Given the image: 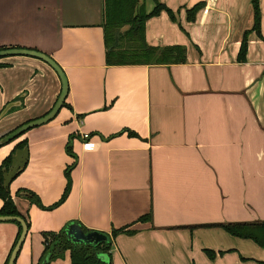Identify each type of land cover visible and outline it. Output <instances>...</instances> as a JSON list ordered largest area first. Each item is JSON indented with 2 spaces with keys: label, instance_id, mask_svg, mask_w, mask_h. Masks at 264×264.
<instances>
[{
  "label": "crops",
  "instance_id": "crops-1",
  "mask_svg": "<svg viewBox=\"0 0 264 264\" xmlns=\"http://www.w3.org/2000/svg\"><path fill=\"white\" fill-rule=\"evenodd\" d=\"M158 2L174 20L163 10L148 18L145 43L185 47L184 63L106 65L103 0H0V47L45 53L67 84L66 106L52 120L0 145V163L18 142L27 153L8 184L28 224L15 264H38L41 234L70 222L106 234L132 230L111 238L110 264L264 262V248L213 226L264 221V0L261 37L248 34L243 62L236 55L251 29L250 0ZM198 2L187 21L185 9ZM60 87L44 62L1 58L0 111L20 106L0 117V139L47 113ZM72 163L70 189L50 208ZM147 213L148 222L138 220ZM16 232L14 222L0 221V264ZM63 254L48 264H69Z\"/></svg>",
  "mask_w": 264,
  "mask_h": 264
},
{
  "label": "trees",
  "instance_id": "trees-1",
  "mask_svg": "<svg viewBox=\"0 0 264 264\" xmlns=\"http://www.w3.org/2000/svg\"><path fill=\"white\" fill-rule=\"evenodd\" d=\"M204 5L203 2L195 3L191 8L185 9L186 20L193 21L196 11ZM251 11L253 20L251 29L246 30L240 40V47L236 55L237 62H243L247 51V36L249 33L254 32L257 37L260 34V10L258 9V0H250ZM163 10L167 13L171 20H174V13H172L163 3L158 0H153V7L146 11L145 0H103L102 4V30L104 32V49L106 65H178V63L185 62V47L177 46H163L160 48L150 47L144 40V23L153 16H157L159 11ZM3 49V47H0ZM263 101H264V87H263ZM62 106H66L65 101ZM129 134L133 135L131 132ZM25 146V141L18 142L14 149H20ZM12 150V151H13ZM11 151V152H12ZM66 151L71 154L68 148ZM10 152V153H11ZM12 154V153H11ZM11 154L4 158L0 163V216H17L23 221L24 218L18 213L15 204L10 198L9 190L2 186L3 170L7 169L10 165ZM72 156V154H71ZM74 163L65 167V188L59 200L50 208L56 207L61 204L70 189L69 173ZM27 200L42 206L38 203L36 196L31 192H25ZM46 208V207H45ZM48 208V207H47ZM44 209V208H43ZM149 213L139 217V221H149ZM17 226V232L12 246L7 253L2 264H7L9 253L12 250L17 237L20 233V225L16 221H12ZM26 223V221H25ZM74 223V222H70ZM67 223L57 232H46L41 234L42 240V255L38 264H48L52 260L61 259L64 252L69 254V264H110L109 249L111 246V238L117 233L129 234L131 231L125 228H118L111 230L109 234L98 232L105 236L104 240L94 243H80L74 244L68 237H66L64 229ZM79 229L85 233L94 232L84 228L81 224L75 223ZM28 228V224L26 223ZM213 226L221 227L230 236H235L244 239H251L260 247L264 248V221L262 222H233V223H219ZM96 232V233H97ZM210 258L214 257V253L206 251ZM101 255V257H99ZM15 264V262L13 263ZM261 264H264L262 262Z\"/></svg>",
  "mask_w": 264,
  "mask_h": 264
},
{
  "label": "water",
  "instance_id": "water-1",
  "mask_svg": "<svg viewBox=\"0 0 264 264\" xmlns=\"http://www.w3.org/2000/svg\"><path fill=\"white\" fill-rule=\"evenodd\" d=\"M8 56H20V57H31L34 59H37L41 62H44L46 65L51 67V69L55 72L56 76L58 77V80L61 84L59 94L55 100L54 105L51 107V109L45 113L42 117L31 120L29 122H26V124L20 125L19 127L13 129L10 131L7 135H5L3 138L0 139V145L1 144H8L10 141L18 138L21 134L26 132L29 128L36 127L43 125V123H46L53 119V117L58 113L60 108L63 105L64 99L67 94V84L66 79L64 76V73L60 67L57 66V64L45 53L39 52L37 50L29 49V48H19V47H7L0 49V59L1 58H7ZM14 106H20V102L18 101H11L7 105L4 106V108L0 111V117L6 114L11 107ZM27 160V153L26 148L22 147L21 149L15 150L13 154L11 155V161L9 167L5 170H3V182L2 186L8 189V184L11 182V180L22 170ZM0 221H16L20 225V233L18 235V239L15 242L14 246L12 247L11 252L9 253V258L7 264H13L15 262V259L17 257V253L20 250L27 233V226L25 221H23L21 218L17 216H0ZM66 237H68L74 244H80V243H94L104 240L105 236H102L98 232H89L85 233L75 223H69L65 229H64ZM101 257V255L99 256Z\"/></svg>",
  "mask_w": 264,
  "mask_h": 264
},
{
  "label": "built area",
  "instance_id": "built-area-1",
  "mask_svg": "<svg viewBox=\"0 0 264 264\" xmlns=\"http://www.w3.org/2000/svg\"><path fill=\"white\" fill-rule=\"evenodd\" d=\"M87 137V135H84V138H86Z\"/></svg>",
  "mask_w": 264,
  "mask_h": 264
}]
</instances>
